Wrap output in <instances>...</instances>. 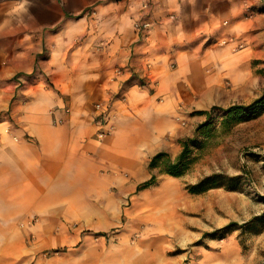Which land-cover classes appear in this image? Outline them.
Instances as JSON below:
<instances>
[{
    "label": "crops",
    "instance_id": "crops-1",
    "mask_svg": "<svg viewBox=\"0 0 264 264\" xmlns=\"http://www.w3.org/2000/svg\"><path fill=\"white\" fill-rule=\"evenodd\" d=\"M255 99L264 0H0V264H251L239 230H219L264 209L239 190L187 189L217 157L180 176L149 162L174 161L203 111ZM97 101L113 126L102 139ZM73 222L114 234L81 242Z\"/></svg>",
    "mask_w": 264,
    "mask_h": 264
},
{
    "label": "rangeland",
    "instance_id": "rangeland-1",
    "mask_svg": "<svg viewBox=\"0 0 264 264\" xmlns=\"http://www.w3.org/2000/svg\"><path fill=\"white\" fill-rule=\"evenodd\" d=\"M256 101L257 99L248 104H235L241 106V108L234 113L233 118L227 123L222 122V118L225 117L224 114L215 116L213 121L204 128L203 136H199L202 142L193 143L195 146H202L199 150H194V154L191 155V157L196 158L191 168L204 157L214 155L217 158L215 162L213 160L209 162L210 169L214 166L218 169L216 172L229 176L232 175L231 173L234 170H243L246 173L244 176L246 178L245 184L240 183L237 190L252 199L253 211H260L264 209V104H257ZM230 106L232 105L221 108L226 109ZM205 120L198 123V125L205 122ZM247 120H251V124L239 128L240 132H247L246 136L242 134L235 136L229 133L231 129H234L233 126L236 122ZM237 144H241V146L237 147ZM230 223H236L233 226L239 230L237 239L241 244L242 254L250 255L251 264H264V210L260 214L252 215L249 218H241ZM78 228L80 229L81 242L86 243H99L104 239H110L114 234V231L110 230L102 235L80 226L78 222L71 223L72 230ZM187 250L194 251L193 247H188L184 251ZM52 252L57 254L59 250L41 251L45 256L52 254ZM169 253H176V251ZM196 256L194 252L193 256L186 258L185 261L195 260Z\"/></svg>",
    "mask_w": 264,
    "mask_h": 264
},
{
    "label": "trees",
    "instance_id": "trees-1",
    "mask_svg": "<svg viewBox=\"0 0 264 264\" xmlns=\"http://www.w3.org/2000/svg\"><path fill=\"white\" fill-rule=\"evenodd\" d=\"M257 103V101H256ZM241 108L239 105H232L226 109H221L218 106H212L210 110L203 111L207 117L205 122L199 124L196 128L195 135L190 138H186L182 142V150L178 157L171 161L169 156L164 152H158L152 156L149 162V166L151 168L160 165V163L164 162L162 166V171L166 172L173 176H180L190 170L192 164L195 161V157H191L194 154V150H199L202 145H194L202 142V139H199L201 135L204 134V128L208 126V124L213 121L215 116L218 114H224L222 118L223 123L229 122L236 111ZM237 123V122H236ZM200 136V137H199ZM205 138V137H204ZM242 175H226L221 172L211 173L209 175L203 176L196 183L187 185V189L191 193H202L210 188L214 187H224L228 190H237L239 184L241 183ZM155 175H152L150 179L143 182L140 187H146L154 183ZM236 223H229L225 227L219 230V234L224 236L227 232H230L237 227H234Z\"/></svg>",
    "mask_w": 264,
    "mask_h": 264
},
{
    "label": "built area",
    "instance_id": "built-area-1",
    "mask_svg": "<svg viewBox=\"0 0 264 264\" xmlns=\"http://www.w3.org/2000/svg\"><path fill=\"white\" fill-rule=\"evenodd\" d=\"M148 3H144V8L148 7ZM134 27L140 38H144L146 35H148L149 31L153 27V22L150 19L149 15L142 17L140 19H137L136 22L134 23ZM222 43H226L227 39H222ZM242 45L238 44L235 45L234 48H241ZM118 72L120 71L119 69L117 70ZM94 109L96 111V123L98 125V130H97V138L102 139L106 135H108L113 126L111 123V118L109 114V105L105 104L102 101H97L94 103Z\"/></svg>",
    "mask_w": 264,
    "mask_h": 264
}]
</instances>
